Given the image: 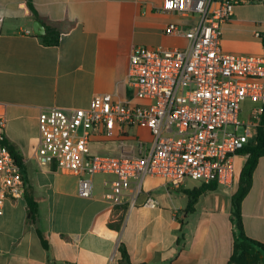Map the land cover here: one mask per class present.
I'll list each match as a JSON object with an SVG mask.
<instances>
[{
    "label": "crops",
    "instance_id": "crops-1",
    "mask_svg": "<svg viewBox=\"0 0 264 264\" xmlns=\"http://www.w3.org/2000/svg\"><path fill=\"white\" fill-rule=\"evenodd\" d=\"M238 1L223 26L222 49L263 56L264 0ZM163 2L33 0L40 21L60 37L57 46H47L33 33L35 19L26 0H0V117L7 119V141L21 157L25 190L39 203L35 226L27 219L25 196L13 199L0 191V264H124L120 246L131 264L228 263L235 234L234 190L218 186L207 191L188 212V193L203 183L188 179L173 189L147 177L136 202L130 199L136 187L132 180L124 204L115 206L105 198L114 175H96L93 195L84 199L78 195V177L36 160L42 108H88L97 94L126 100L131 97L126 82L133 46L188 45L183 34L168 35L166 30L174 24L187 31L198 25L199 16L164 12ZM252 107L250 103L244 120ZM238 158H243L242 169L246 157ZM149 196L156 208L144 205ZM242 219L247 236L264 244V158L242 202Z\"/></svg>",
    "mask_w": 264,
    "mask_h": 264
},
{
    "label": "built area",
    "instance_id": "built-area-1",
    "mask_svg": "<svg viewBox=\"0 0 264 264\" xmlns=\"http://www.w3.org/2000/svg\"><path fill=\"white\" fill-rule=\"evenodd\" d=\"M238 0H164L162 10L198 15L187 31L174 24L166 34L184 35L185 48L133 46L127 85L131 97L97 94L88 108H42L36 160L40 166L79 178L78 195H93V178L111 174L115 180L105 198L120 206L124 192L136 180L131 201L142 193L147 177L173 189L190 179L235 188L239 152L263 130L264 55H233L222 49L223 26L235 13ZM29 34H32L29 32ZM250 102L248 119L242 106ZM7 119L0 117V191L24 196L21 165L9 149ZM145 130L150 139L133 134ZM93 143H112L116 156L91 154ZM144 205L156 208L147 197Z\"/></svg>",
    "mask_w": 264,
    "mask_h": 264
},
{
    "label": "trees",
    "instance_id": "trees-1",
    "mask_svg": "<svg viewBox=\"0 0 264 264\" xmlns=\"http://www.w3.org/2000/svg\"><path fill=\"white\" fill-rule=\"evenodd\" d=\"M26 2L28 8L33 14V18L35 20H40L33 5V0H26ZM36 37L41 39L42 43L47 46H57L60 42L59 34L49 28L44 36ZM260 38L264 49V31L260 34ZM7 145L15 160L22 167V160L16 149L9 143H7ZM239 156L246 157V162L241 169L237 188L233 192L231 198V221L234 226L235 234L232 255L227 264H264V244L247 236L242 219V202L251 189L254 172L260 160L264 158V133L262 129L258 131L255 142L250 143L244 150H241ZM218 186L217 183L203 184V186L197 189V191L188 193L189 204L187 211L191 212L194 210L198 197L207 191H215ZM24 196L27 201V219L32 225L37 226L39 219L38 200L27 190H25ZM37 234L41 239L43 247L46 250H49L48 241L42 230L37 228ZM119 252L122 257V263L131 264L125 247L120 246Z\"/></svg>",
    "mask_w": 264,
    "mask_h": 264
},
{
    "label": "rangeland",
    "instance_id": "rangeland-1",
    "mask_svg": "<svg viewBox=\"0 0 264 264\" xmlns=\"http://www.w3.org/2000/svg\"><path fill=\"white\" fill-rule=\"evenodd\" d=\"M249 106H250V102H245L243 104L241 119H245V116L248 114V111H249ZM143 137H145L146 140L150 139V136L148 133L146 135H143ZM90 149H91V154L96 155V156H116L119 154L117 145L112 144V143H105V144L93 143ZM242 163H243V158H237L234 191L237 188L238 178H239V173L241 172Z\"/></svg>",
    "mask_w": 264,
    "mask_h": 264
},
{
    "label": "water",
    "instance_id": "water-1",
    "mask_svg": "<svg viewBox=\"0 0 264 264\" xmlns=\"http://www.w3.org/2000/svg\"><path fill=\"white\" fill-rule=\"evenodd\" d=\"M33 33L36 36H44L47 33L45 25L40 20H34L32 24Z\"/></svg>",
    "mask_w": 264,
    "mask_h": 264
}]
</instances>
